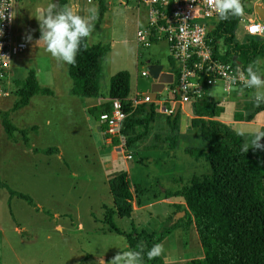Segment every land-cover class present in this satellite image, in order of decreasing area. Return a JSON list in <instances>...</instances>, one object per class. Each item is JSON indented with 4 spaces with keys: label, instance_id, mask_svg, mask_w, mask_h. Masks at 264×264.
Instances as JSON below:
<instances>
[{
    "label": "rangeland",
    "instance_id": "374dc122",
    "mask_svg": "<svg viewBox=\"0 0 264 264\" xmlns=\"http://www.w3.org/2000/svg\"><path fill=\"white\" fill-rule=\"evenodd\" d=\"M74 1L84 11V15L86 6H94L86 4L84 0ZM103 1L106 7L103 21L87 39L89 45L109 46L97 78V97L100 98L107 96L108 80L116 72H130L129 87L133 91L134 79L140 69L145 68L147 63L165 64L168 54L163 41L148 48L135 44L136 17L144 18V9L138 7L134 0ZM244 1L245 9L249 10L247 18L255 16L252 11L254 5L259 4L264 8V0ZM48 3L49 0L19 2L14 26L21 39H28L31 22L39 30L37 20L41 9ZM240 29L241 24L235 30L238 37L241 36ZM38 40L36 52L32 53L30 47L21 56L26 62L24 73L17 74L13 79H23L28 69H34L39 85L56 93L67 91L70 87L65 73L67 64L53 59ZM256 65L264 78V58H258ZM11 78H7V85L3 84L5 80L0 81V89L11 93L5 99L9 104L0 110H8L16 99L12 93L14 88L10 87ZM141 79H138V89L148 92L151 80ZM167 88L158 94L160 105L156 104L157 108H169L168 101L172 100V93ZM220 91L217 85L210 94L220 97ZM251 91L238 89L243 104L254 102ZM60 96L56 99L34 96L28 106L10 114V120L17 129L32 125L37 127L36 134L27 133L31 147H56L58 154H32L22 146L18 132H14L16 144H10L0 127V177L9 189L29 196L36 206L34 209L17 197L9 198L8 193L0 189V264H97L98 254H103L105 261L111 260L119 250L125 249L126 244L122 235L115 234L104 223L105 208H112L106 183L108 175L113 171H122L126 164L131 188L132 184L142 183L153 192L156 187V172L153 171L156 166L148 162L142 164L143 167L140 162L137 163L140 158L138 154L124 161L117 149L112 169H102V161L110 160L114 151L104 144L97 121L86 113L87 105L94 99L84 97L64 100ZM220 106L224 111L222 115L231 112L227 104L220 103ZM233 110L243 117L251 115L240 108ZM252 118L264 122V111L254 113ZM229 129L237 134L253 127L233 125ZM165 158L162 157L161 162H165ZM168 163L175 166V171L167 173L174 180L180 176L188 178L193 174L200 175L204 170L192 169L191 165L195 167V162L178 152L170 156ZM180 167L183 169L179 170ZM139 199L147 202L150 195L139 194ZM175 202L180 204L182 199L176 198ZM174 205L172 209L168 205L156 203L132 212L129 218L112 214L111 223L122 234L133 230L151 233L157 232L166 223L165 220L172 219L171 233L159 243L164 248L160 259L166 264H181L189 259L202 258L192 221Z\"/></svg>",
    "mask_w": 264,
    "mask_h": 264
},
{
    "label": "trees",
    "instance_id": "16d2710c",
    "mask_svg": "<svg viewBox=\"0 0 264 264\" xmlns=\"http://www.w3.org/2000/svg\"><path fill=\"white\" fill-rule=\"evenodd\" d=\"M58 6L69 4L70 0H57ZM244 6L245 1L243 0ZM96 29L103 21L106 11L105 2L97 0ZM244 14L249 10L244 8ZM240 17L219 20L212 30L215 43L213 58L222 63H229L239 70L254 65L256 57H264V37H245L241 43L234 39V29ZM86 44V48L84 45ZM109 52V46L103 44L89 45L82 41L81 50L76 56L75 65H66V76L70 81L69 96L92 98L99 96L98 75L102 62ZM232 57H235L232 59ZM167 72L173 74V83L167 85L172 89L176 83V67L171 57L167 56ZM205 76H200L197 82L201 86V95L190 101L191 118L189 126L197 128L200 138L206 143L205 149L186 148L185 153L194 158H202L208 168L205 174L190 176L184 185L176 190H166L165 197L181 198L182 204H175V208L184 212L191 220L202 250V258L189 259L181 264H264V151L249 149L243 153V140L233 133L224 123L217 121L223 112L217 98L211 96L204 84ZM13 87L15 101L6 111L0 110V126L10 144L16 142L14 132H18L22 146L32 154H58L56 147H31L27 133H37V127L17 129L10 120V114L26 107L33 96H53V92L39 85L33 69H28L23 79L10 80ZM129 94V75L126 71H118L108 80V101L98 106L86 109L88 115L97 121L102 112H110L111 99H125ZM174 101L179 96L174 93ZM264 105L256 111H264ZM128 113L122 124V135L125 149L132 150L147 138L152 132L156 107L153 102L142 104L131 110L124 106ZM180 109L175 115L165 117V131L153 134V139L165 143L167 150L176 146V135L179 126ZM248 121V120H246ZM102 127V126H101ZM104 128L102 127V130ZM116 141L114 140L113 143ZM138 152L136 153V155ZM140 165L146 161L144 154L138 155ZM181 180H175L176 182ZM108 191L112 199V208H105L104 223L117 235H122L126 246L133 249L139 243L147 248L160 243L173 229L172 219L165 220V224L157 232L148 233L144 230L120 233L111 223L112 214L120 218H129L133 212L132 204L139 206L142 200L139 194H150V201L162 197L160 190L153 192L141 183H129L124 171H113L107 179ZM0 189H4L9 198L17 197L28 206L36 209L33 200L24 194L12 191L0 177ZM143 203H146L143 202ZM144 264H166L160 257L148 260L145 256Z\"/></svg>",
    "mask_w": 264,
    "mask_h": 264
},
{
    "label": "built area",
    "instance_id": "2783aa9c",
    "mask_svg": "<svg viewBox=\"0 0 264 264\" xmlns=\"http://www.w3.org/2000/svg\"><path fill=\"white\" fill-rule=\"evenodd\" d=\"M86 4L97 5V0H84ZM129 1V0H125ZM138 7L144 9V20L135 29L134 40L137 46L148 48L152 44L165 42L168 55L176 67V83L171 89L178 101H173L169 109H164L167 115L173 112L175 102L189 103L201 95V86L197 82L200 76H205L204 84L209 91L219 85L224 94L242 89L240 74L242 70L214 59V35L211 33L217 22V16L212 11L208 0H134ZM19 0H0V81L7 85L12 62L21 57L28 49V44L16 33L14 26L15 6ZM242 25L244 37H264V25L256 18L241 16L238 25ZM253 25L258 27L254 28ZM169 73V72H168ZM171 74V73H170ZM172 83H173V74ZM140 78L150 79L146 70H141ZM242 79V78H241ZM151 80V79H150ZM235 80V83H233ZM152 82V81H151ZM176 89L178 92H176ZM212 96V95H211ZM111 99L110 112L98 115L97 123L102 126L107 144L116 147L122 153V159L129 160L131 154L125 149L122 135V124L128 113L124 106L131 110L149 103V97L134 93L129 102ZM116 141L113 143V141Z\"/></svg>",
    "mask_w": 264,
    "mask_h": 264
},
{
    "label": "crops",
    "instance_id": "0c3cea01",
    "mask_svg": "<svg viewBox=\"0 0 264 264\" xmlns=\"http://www.w3.org/2000/svg\"><path fill=\"white\" fill-rule=\"evenodd\" d=\"M20 1L21 0H19V2ZM19 2L15 6V11H14L15 13L17 11ZM70 4H72L71 6L78 8L80 10L81 14L84 15V11L81 10V8L77 4V2H75L74 0H70ZM94 6L96 8V5H94ZM89 7H92V6L91 5L86 6V14L85 15L88 14L87 10H88ZM246 15H248V14H244L243 16L247 17ZM14 18H15V16H14ZM143 20H144L143 17L137 16L136 17L135 28L138 25H140L143 22ZM237 28H238V26H235V29H234V32H233L234 39L238 43H241L243 41V39L245 38L244 37V32L242 31V29H240L241 30V36L238 37L236 35V31H235ZM29 34L31 35V39L30 40L26 39V42L28 44V49H30V47H31V50H32L31 52L33 53V52H36V45H37L36 41H37V39L40 36V32H39V30L37 28V25L34 24L33 22H31L30 25H29ZM167 56H168V54H167ZM167 56H166L165 64H161L164 72H167V70H166L167 69ZM258 58H264V57H256L254 65H253L254 69L257 70L258 73L260 74L258 66L256 65V62L258 63ZM25 64H26V62L23 61L21 57H19L14 62H12L11 67H10L9 77L13 78L14 76H16L19 73H21V74L24 73L23 68L26 66ZM147 64H152V63H147ZM153 64H159V63H153ZM144 69L145 68H141L140 71L144 70ZM65 71H66V69H65ZM140 71H139V73H140ZM127 73L129 75V83H130V79H131L130 72L127 71ZM139 73H138V75L136 74L137 76L134 79L135 80L134 90L131 91L130 87H129V94L125 98L124 103H128L129 102V97L132 96L134 93L145 94L147 92V90L138 89V83L140 81V80H138V79H140ZM35 77H36V74H35ZM15 79H17V78H15ZM165 88H167V85H165L162 90H164ZM216 88H218V87H216ZM167 89L171 92V89H169V88H167ZM67 91H63L62 93H58V92L56 93V92L52 91L53 92V96H41V97H48V98H51V99H56V98H58L60 96L58 94H62L60 97H62L61 99H64V100L71 99V98H76V99L80 98V97L69 96ZM220 92L222 93V96L215 97V98H217L221 104L225 103L228 106H230L231 107V109H230L231 112L230 113H225L224 115H222V113L224 112L223 111L220 114L219 118H217V121H220V122L224 123L228 128H229V126H233V125L243 126L245 128H250V127H253V128L261 127V128H264V122L258 121V120H255V119L253 120V118H252L254 113L262 112V111H256L257 106H255L254 102H251L250 104L249 103L248 104H243V100H242L241 94L239 92H237L236 90L235 91H231L227 95L224 94V92H222V91H220ZM10 94L11 93H8V91L6 92V91L0 89V99H1L0 100V108L6 106V104H9L7 101H5V99L8 96H10ZM172 97H173V95H172ZM31 99H32V97H31ZM92 99H94V101L92 103H90L89 105H87V108H90V107H93V106H98L99 104L104 103V102L106 103L108 101L107 97H104V98L92 97ZM172 101H173V99L168 101L169 108L171 107ZM4 102H5V104H4ZM153 103H154V105H156L158 103L160 105V102L157 101V97H156V100L153 101ZM169 108H167L166 106H161L160 108L156 107V113H155V117H154V121H153L152 132L136 148H133L132 150H129L130 154H131V158H133L134 155H136V153L138 152V155L144 154L147 157L146 161L144 162V164L150 162V163H152V164H154L156 166L153 171L156 172L155 176L157 178V181H156V187L153 188V190H157L159 188L158 190H160V192L162 194V197L160 199L156 200V201H153V202L152 201H150V202L147 201L146 203H143V202L139 201L140 202L139 206H135V205L132 204L133 212L138 210V209H143L144 207H150L151 205L156 204V203L168 205L172 209H173L172 205L177 204V202H175L176 198H174V197H165V195H164L165 189L166 190H176L180 186L184 185L186 180L189 177L188 178H184V177L180 176V177H178L175 180H179L180 179L181 182L178 181V182L174 183L175 180L172 179L171 176H167L168 175L167 173H169V171H175V166H172V165H170V163H168V160H169L170 156H172L174 152L182 153L183 155H186V156L190 157L196 164L195 167H193L191 165L192 169H201V168H203L204 170H203V173H201V174H205L206 171H207L208 166H207L206 162H204V160L202 158H194L193 156L185 153V149L186 148H198V149H205L206 148V143L200 138L197 128H193V127L189 126V124H188V122H189V120L191 118L189 104L188 105L179 104L180 117H179L178 131H177V135H176V146H175V149L167 150L166 147H165V143H161L160 140H155V139L152 138L154 133L155 134H162L165 131L164 120H165V117L167 116V114L164 113L163 110L164 109H169ZM233 108H240V109H242L243 111H245L247 113L249 112L248 114H251V115H249V116L246 115V117H243L241 114H239L236 111H234ZM246 120H248V121H246ZM99 129H100L102 138L104 140V144L107 145V146H110L111 149L114 151L113 154L110 155L111 156L110 160L102 161V169L111 170L113 165H114L113 163H115V156L114 155L116 153L117 148L114 147L113 145L111 146V145L107 144V142L105 140V137L103 135L102 127L99 126ZM233 133H235V132H233ZM236 135H238V134H236ZM238 136L243 140L244 136H241V135H238ZM262 142H264V140H262ZM14 144H16V142ZM162 157H166L165 158L166 159L165 162H161V158ZM124 161H126V160H124ZM142 166L144 167V165H142ZM187 167L189 168V165ZM126 169H127V165L124 164V169L122 171H124L127 174V170ZM182 169H183L182 167L179 168V170H182ZM106 183H107V181H106ZM141 185L144 186L142 183H141ZM145 195L148 196L150 194L147 193ZM110 204L112 206V200H111Z\"/></svg>",
    "mask_w": 264,
    "mask_h": 264
},
{
    "label": "clouds",
    "instance_id": "9594fccd",
    "mask_svg": "<svg viewBox=\"0 0 264 264\" xmlns=\"http://www.w3.org/2000/svg\"><path fill=\"white\" fill-rule=\"evenodd\" d=\"M91 3V0H89ZM208 3L221 21L231 17L244 15L243 0H208ZM87 15H82L80 10L67 3L59 5L57 0H49L47 6L40 11L39 40L45 46V50L59 63L69 65L76 64V56L81 50L82 41L87 40L95 27L97 10L95 6L89 7ZM4 13H0V20H3ZM254 28L258 27L253 25ZM2 35V30H0ZM28 39H31L29 34ZM86 48V44L84 45ZM242 78V79H241ZM242 89H250L251 97L257 107L264 105V78L249 65L240 74ZM235 83V80H233ZM245 137L241 147L243 153L249 149L264 151V128L256 127L251 130H243L237 133ZM164 251L163 245L156 243L147 248L142 242L135 249L125 246L119 250L111 260L105 261L103 254H98L97 264H144V258L152 260L160 256Z\"/></svg>",
    "mask_w": 264,
    "mask_h": 264
},
{
    "label": "water",
    "instance_id": "95a60500",
    "mask_svg": "<svg viewBox=\"0 0 264 264\" xmlns=\"http://www.w3.org/2000/svg\"><path fill=\"white\" fill-rule=\"evenodd\" d=\"M252 11L257 17V19L262 24H264V8H262L261 5L256 4L253 6ZM234 58L235 57H232V59ZM145 70L152 82L149 86L150 87L149 91L146 92L144 95L149 97L150 102H153L156 100L157 95L162 91L165 85L172 84V75L168 72H164L162 65L160 64H147L145 66ZM176 92H178L177 89ZM178 108H179V103L175 102L172 112L173 115H175Z\"/></svg>",
    "mask_w": 264,
    "mask_h": 264
}]
</instances>
